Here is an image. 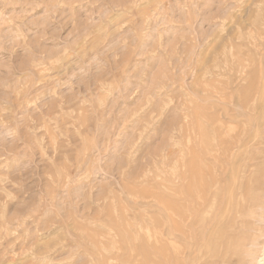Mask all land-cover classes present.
Instances as JSON below:
<instances>
[{
    "label": "rangeland",
    "instance_id": "374dc122",
    "mask_svg": "<svg viewBox=\"0 0 264 264\" xmlns=\"http://www.w3.org/2000/svg\"><path fill=\"white\" fill-rule=\"evenodd\" d=\"M260 14L264 0H0V264H264V206L236 211L261 176L239 191L254 145L225 180L211 161L213 124L229 141L264 120V97L243 115L236 78Z\"/></svg>",
    "mask_w": 264,
    "mask_h": 264
},
{
    "label": "bare ground",
    "instance_id": "6f19581e",
    "mask_svg": "<svg viewBox=\"0 0 264 264\" xmlns=\"http://www.w3.org/2000/svg\"><path fill=\"white\" fill-rule=\"evenodd\" d=\"M248 7V6H247ZM259 8V7H258ZM261 9V8H260ZM249 12V11H248ZM245 13V11H244ZM248 14V13H247ZM250 16V15H249ZM238 20V19H237ZM242 20V19H241ZM253 24V30H251L249 32L247 25H243L242 31H241V48L239 49V53L237 54L239 56L238 61V66H237V70H236V78L240 79V80H245L246 82H248V87L245 88V91H243V97L241 98V104L240 107L243 110V115H250L253 116V113L256 112V107H257V103L261 101V99H263L264 97V14H260L257 17H254L253 20L251 21L250 25ZM232 30V29H231ZM222 48V47H221ZM220 50V49H219ZM235 52V51H234ZM220 53V52H219ZM223 53V52H222ZM231 53V52H230ZM225 54V53H223ZM235 54V53H233ZM216 59V58H215ZM231 60V59H230ZM235 65V64H234ZM234 65L232 64V61H230L228 63V65H226V74L228 78H231V75L233 73L234 70ZM237 65V64H236ZM251 66H254V68H256V72L254 71L255 76H258V87H256L253 84V81L250 79L249 75L252 72V68L250 69ZM236 69V68H235ZM235 71V70H234ZM253 74V75H254ZM234 75V74H233ZM252 75V76H253ZM213 76V75H212ZM254 76V77H255ZM257 79V78H256ZM257 82V80H256ZM228 83V82H226ZM221 84V83H220ZM229 84V83H228ZM231 84V83H230ZM229 84V85H230ZM235 84V83H234ZM256 84V83H255ZM218 85V84H217ZM244 85V84H243ZM214 86V85H213ZM226 86V85H225ZM227 88V87H226ZM216 89V88H215ZM214 89V90H215ZM260 89V90H259ZM252 90L251 94L250 91ZM228 91V90H227ZM235 91V90H234ZM235 94V93H234ZM212 95V94H211ZM217 96V95H216ZM232 96V95H231ZM214 97V96H213ZM218 97V96H217ZM221 98V97H220ZM240 98V97H239ZM238 98V99H239ZM239 101V100H238ZM239 101V102H240ZM145 103V102H144ZM217 105V104H216ZM215 105V106H216ZM221 108V107H219ZM211 110H214L213 108ZM219 110V109H218ZM222 110V109H221ZM237 112V111H236ZM262 112V111H261ZM235 113V112H234ZM213 115V114H212ZM262 115V114H261ZM220 116V115H219ZM239 117V116H238ZM260 117V116H259ZM230 118V117H229ZM255 119H251L249 120V122L247 123L246 127L243 128V130L241 129V132H237L236 135H232L229 136L230 140L228 141V139L225 138V134L226 131H224V129L227 127H225L224 129L222 128V130H219L215 127V125L213 124V126L211 127V142L214 145V148L212 147L211 144V161H213L214 163H218V160L221 159L222 160V165H220V167H216L214 165L213 167V171L216 173L217 177H220V179H226L227 177L230 178V176H228V168L226 167L227 165H225L226 159L228 160V158L230 157V155L232 154V149L234 147H240V146H245L246 144H251L250 147L252 145H254L255 147V151L254 152H249V154L246 157V161L244 163V167H243V174L240 176V184L238 186V189L240 192H242V179L245 175V173H248L253 170L252 167L255 166L256 170L259 171L261 173L260 178H258L256 180V191L251 192L248 195V200L246 202V204L240 205V203H238V210L239 212H244L243 210H245V207L249 208V207H253L256 206V208L262 207L264 206V135L263 136H259L256 135V137L250 139L249 137V128L251 129V127L253 125H256L257 127H260L261 125H264V120L261 121L259 118H257L256 116L254 117ZM224 119V117H223ZM244 120V119H243ZM214 123V119L212 120ZM227 121V119H226ZM216 122V120H215ZM235 122V121H234ZM227 125V124H226ZM233 125V124H232ZM223 127L225 125H222ZM237 129V128H236ZM220 132H218V131ZM232 132V131H231ZM109 133V132H108ZM229 133V132H228ZM227 133V134H228ZM235 133V131H234ZM229 135V134H228ZM251 136V135H250ZM133 141V140H132ZM215 143H216V148H215ZM249 147V146H248ZM239 149V148H238ZM254 149V148H253ZM3 153V152H2ZM247 153V152H246ZM193 155V154H192ZM232 158V156H231ZM238 158V157H237ZM231 161V160H230ZM212 162V163H213ZM237 162V161H236ZM239 162V161H238ZM244 162V161H243ZM200 163V161H199ZM201 165V164H200ZM199 165V166H200ZM209 165V164H208ZM242 165V164H241ZM193 170V168L191 169ZM217 170H219L220 173H217ZM210 174L212 171H209ZM241 172V173H242ZM239 174V173H238ZM231 175V174H230ZM250 175V174H249ZM253 176V175H252ZM216 179V178H215ZM219 179V178H218ZM217 179V180H218ZM246 179V178H245ZM248 180V179H246ZM245 180V181H246ZM214 181V180H212ZM219 181V180H218ZM221 182V180H220ZM245 184V183H244ZM251 185V184H250ZM214 186V184H213ZM52 187V186H51ZM178 187V186H177ZM175 188V187H174ZM216 188V187H215ZM218 188V187H217ZM192 190V189H191ZM18 191V190H17ZM194 191V190H193ZM220 191V189H219ZM179 192V191H178ZM213 193V191H210ZM215 192V191H214ZM234 192V191H233ZM180 193V192H179ZM237 194V193H236ZM240 193L238 192V195ZM242 194V193H241ZM241 194L239 196H241ZM246 194V193H245ZM217 195V194H216ZM221 195V193H220ZM219 196V195H218ZM243 196V194H242ZM245 196V195H244ZM178 197V196H177ZM173 198V197H172ZM179 198V197H178ZM217 196L214 198L216 199ZM174 199V198H173ZM176 199V196H175ZM222 199V198H221ZM181 200V198H180ZM39 201V200H38ZM179 201V200H178ZM215 201V200H214ZM231 201V200H230ZM234 201V200H233ZM232 203L234 204L235 202ZM218 202V200H217ZM240 202V201H239ZM180 203V201H179ZM176 205V204H175ZM219 205V204H218ZM231 205V203H230ZM175 207V206H174ZM233 207V205H232ZM236 207V205H235ZM217 208V207H216ZM234 208V207H233ZM209 211V210H208ZM232 211V210H231ZM255 212V211H254ZM257 212V211H256ZM255 212V213H256ZM261 212V211H260ZM182 213V212H181ZM263 213V212H262ZM236 217H237V213L235 212ZM214 215V214H213ZM245 216V215H244ZM247 216V215H246ZM249 216V214H248ZM260 217V216H259ZM251 218V216H250ZM217 219V218H216ZM257 219V218H256ZM255 219V220H256ZM181 220V219H180ZM242 220V219H241ZM248 221V220H247ZM253 221H248L251 225L253 224ZM252 222V223H251ZM255 222V221H254ZM232 223V222H231ZM176 224V223H175ZM255 224V223H254ZM178 225V224H177ZM223 226V225H222ZM178 227V226H177ZM259 228V227H258ZM254 229V228H253ZM260 230V229H259ZM179 235V234H178ZM248 242V241H247ZM246 242V243H247ZM192 246V245H191ZM186 248V247H185ZM164 250V249H163ZM162 250V251H163ZM195 251V250H194ZM184 252V251H183ZM193 252V251H192ZM215 252V251H214ZM244 260V259H243ZM226 262V261H225ZM221 263V261H220ZM180 264V263H179ZM225 264V263H224ZM243 264V263H242Z\"/></svg>",
    "mask_w": 264,
    "mask_h": 264
}]
</instances>
